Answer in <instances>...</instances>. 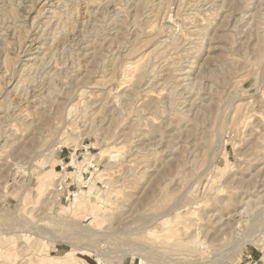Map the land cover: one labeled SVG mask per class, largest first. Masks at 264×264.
Returning a JSON list of instances; mask_svg holds the SVG:
<instances>
[{
	"label": "rangeland",
	"instance_id": "rangeland-1",
	"mask_svg": "<svg viewBox=\"0 0 264 264\" xmlns=\"http://www.w3.org/2000/svg\"><path fill=\"white\" fill-rule=\"evenodd\" d=\"M0 264H264V0H0Z\"/></svg>",
	"mask_w": 264,
	"mask_h": 264
},
{
	"label": "bare ground",
	"instance_id": "bare-ground-1",
	"mask_svg": "<svg viewBox=\"0 0 264 264\" xmlns=\"http://www.w3.org/2000/svg\"><path fill=\"white\" fill-rule=\"evenodd\" d=\"M75 4V3H74ZM69 10V9H68ZM78 23V22H77ZM73 30V29H72ZM143 79V78H142ZM26 93V92H25ZM19 106V105H18ZM15 108V107H14ZM22 109V108H21ZM14 115V114H13ZM39 115V114H38ZM51 149V148H50ZM50 153H49V157L47 158V161H51L52 159H51V157H52V155H53V150H51V151H49Z\"/></svg>",
	"mask_w": 264,
	"mask_h": 264
}]
</instances>
